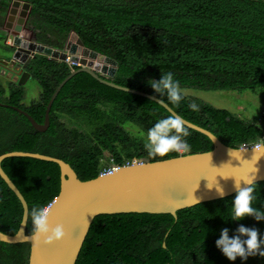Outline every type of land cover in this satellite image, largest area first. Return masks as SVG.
Wrapping results in <instances>:
<instances>
[{
	"label": "trees",
	"instance_id": "obj_1",
	"mask_svg": "<svg viewBox=\"0 0 264 264\" xmlns=\"http://www.w3.org/2000/svg\"><path fill=\"white\" fill-rule=\"evenodd\" d=\"M12 1L0 0V17ZM21 1L31 4L28 20L38 29V43L63 50L69 35L76 32L86 47L117 61L114 82L161 98L228 146L264 143L263 116L256 123L181 90L257 92L264 88V0ZM51 33L56 41L50 39ZM4 49L14 51L10 45ZM72 67L77 66L38 54L27 70L42 90L40 99L24 105V85L5 82L0 75V102L19 106L43 123L50 97ZM169 72L179 81L183 95L179 104L158 96L148 84ZM192 103L198 110L189 107ZM169 115L173 116L153 100L79 72L54 100L46 131L35 129L26 116L0 105V155L21 150L55 156L68 162L81 180H89L111 164L180 155L150 156L145 149L148 129ZM128 126L138 131L134 133ZM183 127L188 133L183 137L187 152L213 148L207 136ZM2 167L28 203L26 233L32 234L31 211L34 207L45 210L58 196L60 167L31 157L5 158ZM254 188L257 199L253 206L264 211V180ZM235 195L181 209L177 218L169 213L98 215L76 264H264V257L259 256L229 261L215 246L224 227L232 230L230 235L239 224L264 234V221L252 217L230 220ZM22 215L21 201L0 176V231L15 234ZM29 255V242L0 241V264H28Z\"/></svg>",
	"mask_w": 264,
	"mask_h": 264
},
{
	"label": "water",
	"instance_id": "obj_2",
	"mask_svg": "<svg viewBox=\"0 0 264 264\" xmlns=\"http://www.w3.org/2000/svg\"><path fill=\"white\" fill-rule=\"evenodd\" d=\"M14 1L24 2L13 0L11 5ZM24 3L30 5L25 20L27 22L31 4ZM9 38L14 43L12 46L17 47L13 61L22 67L20 71L17 70L20 85H24L31 78L27 66L38 54L59 61L69 60L77 66L71 69L54 90L46 105L43 123L38 122L19 106L0 102V105L10 107L26 116L35 129L39 131L48 129L50 111L60 90L74 75L86 72L110 87L159 103L174 117L180 118L185 126L207 136L213 144V148L208 151L185 152L176 157L155 161L138 159L139 161L134 164L122 165L89 180H81L68 162L55 156L21 150L1 154L0 176L21 201L23 215L18 231L12 235L0 231V241L29 242L28 264H76L91 224L98 215L169 213L177 218V212L181 209L221 198L215 186L212 189L207 187L208 183L217 182L224 189L226 197L236 193L235 179H248L250 178L248 174L255 172L256 169L254 183L264 180V143L258 147L228 146L210 130L179 115L161 98L114 82L117 61L86 47L76 32L69 35L63 50L38 43L35 39L32 40V37H25L21 31L11 33ZM8 157H31L59 165L60 192L46 209L49 226L52 228L57 225L63 226L64 235L59 240H48L43 235L26 233L29 206L20 189L2 167L3 160ZM241 186L247 185L241 181ZM163 246L166 247V244Z\"/></svg>",
	"mask_w": 264,
	"mask_h": 264
},
{
	"label": "clouds",
	"instance_id": "obj_3",
	"mask_svg": "<svg viewBox=\"0 0 264 264\" xmlns=\"http://www.w3.org/2000/svg\"><path fill=\"white\" fill-rule=\"evenodd\" d=\"M72 65L74 64L72 63ZM149 81L151 82L149 83ZM149 81L148 84L158 96L166 97L173 104H179L182 101L183 95L180 91L179 81L174 79L173 73H165L161 75L159 80L150 79ZM189 107L193 111L198 110L195 103L190 104ZM261 116L263 115L261 114ZM187 135L182 120L169 115L159 119L148 129L145 149L150 156L160 157H164L170 152L187 151L188 145L183 140V137ZM256 171L249 173L250 178L248 179H235L236 195L232 200L230 220L241 221L245 217H252L257 222L264 221V211L253 206V201L257 199L254 194ZM241 181L247 186L242 187ZM214 186L218 196L223 198L225 195L224 189L217 182L214 184L208 183L207 185L209 189ZM31 217L34 233L43 235L48 240H59L64 235L62 225H57L54 228L49 226L48 215L43 208L34 207L31 211ZM230 231L232 230L228 227L222 228L219 237L215 240L216 248L229 261L235 262L237 258H240L244 262L249 257H264V234H261L258 228L239 224L232 235L229 234Z\"/></svg>",
	"mask_w": 264,
	"mask_h": 264
},
{
	"label": "rangeland",
	"instance_id": "obj_4",
	"mask_svg": "<svg viewBox=\"0 0 264 264\" xmlns=\"http://www.w3.org/2000/svg\"><path fill=\"white\" fill-rule=\"evenodd\" d=\"M29 8V4L14 1L12 5L10 3L5 15L0 17V20L3 21V24L0 25V75L5 82L9 80L18 82V76H13V72L11 73L10 71L11 68H8L13 67L15 62L13 60L9 62L7 61L9 58H6L11 57L13 52L11 50L8 52L4 49L6 45H14L13 41L9 38L10 34L21 31L25 37H32V40L35 39L37 41L38 29L34 28L30 20L25 22ZM24 25L25 28L23 29ZM3 36L6 38L3 39ZM49 37L52 40H57V36L52 33ZM12 47L15 49L16 46ZM52 48L54 47L52 46ZM15 68V70L20 71L17 65ZM24 88L25 94L22 101L24 105L29 106L40 99L42 90L37 80L32 77L29 78L24 84ZM181 90L184 94L200 98L204 102L210 103L215 107L229 109L244 119L256 123L260 122L264 107V88L258 89L257 92L225 90L206 91L193 87H185L181 88ZM127 128L134 133L138 131V128L135 126H128ZM185 152L187 151H182L181 153Z\"/></svg>",
	"mask_w": 264,
	"mask_h": 264
},
{
	"label": "built area",
	"instance_id": "obj_5",
	"mask_svg": "<svg viewBox=\"0 0 264 264\" xmlns=\"http://www.w3.org/2000/svg\"><path fill=\"white\" fill-rule=\"evenodd\" d=\"M67 62L70 63V64H72L69 60H68ZM262 115H263V117H264V107H263ZM262 143H263L262 140H258V141H256V142H254V143H250V144L245 143V144H243L242 146H247V147H258V146L261 145ZM139 160H141V159H139ZM139 160H138V159H133L132 161H127L126 163H124V164H122V165H131V164H134L135 162H138ZM142 160H143V159H142ZM122 165H119V164H111L109 167L103 169V171H102L100 174H103V173H105V172H107V171H111V170H113V169H117V168H119V167L122 166ZM46 209H47V208H46ZM46 209H45V212L47 211Z\"/></svg>",
	"mask_w": 264,
	"mask_h": 264
},
{
	"label": "flooded vegetation",
	"instance_id": "obj_6",
	"mask_svg": "<svg viewBox=\"0 0 264 264\" xmlns=\"http://www.w3.org/2000/svg\"><path fill=\"white\" fill-rule=\"evenodd\" d=\"M67 41H68V40H67ZM66 43H67V42H66ZM65 46H66V45H65ZM13 50H14V51H13L12 56L9 57V60H7V61H9V62L13 60V56H14L15 51L17 50V47H15V49L13 48ZM34 58H35V57H34ZM34 58H33V59H34ZM25 60H26V58H25ZM16 65L18 66L19 70H21L22 67L20 68L21 65H19L17 62H15V64L13 65V67H8V68H11L10 71H11V73L13 72V76L17 75V70H15V69H16V68H15ZM17 76H18V75H17Z\"/></svg>",
	"mask_w": 264,
	"mask_h": 264
}]
</instances>
